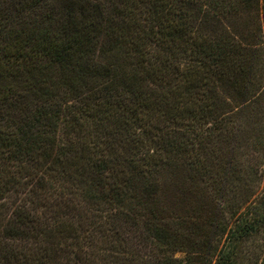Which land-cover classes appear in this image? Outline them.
<instances>
[{
    "label": "trees",
    "instance_id": "trees-1",
    "mask_svg": "<svg viewBox=\"0 0 264 264\" xmlns=\"http://www.w3.org/2000/svg\"><path fill=\"white\" fill-rule=\"evenodd\" d=\"M239 7L0 0V264H264V148L216 154L264 86Z\"/></svg>",
    "mask_w": 264,
    "mask_h": 264
},
{
    "label": "rangeland",
    "instance_id": "rangeland-1",
    "mask_svg": "<svg viewBox=\"0 0 264 264\" xmlns=\"http://www.w3.org/2000/svg\"><path fill=\"white\" fill-rule=\"evenodd\" d=\"M261 5L262 0H260V8ZM233 12V15H231V18L229 19V25H231L233 29L235 28L236 30H238V32L241 33L242 36L246 39L257 40V24H260L261 29L264 30V21L261 16L262 10H259L258 17L256 13L246 14V12L243 11L240 7L236 8V10ZM263 58L264 56L259 57V73L264 71ZM258 94L259 104L255 106L256 108L253 105V107L249 109L247 114L243 115V122L241 123L242 126L240 127V131L235 133L236 135L233 136L232 139L226 140L221 144V151H218L217 153L215 152L217 156L221 157V160L228 163V167L233 165L240 167V169H243L247 166L253 168L255 163H258L259 160L261 162V158L258 159V161L256 160V158L258 157L257 154H261L264 148V86L260 89ZM162 181L165 184L162 187L164 190L163 192H165V197H168L169 200V198L172 197V194L173 197L176 195L175 189L181 186V182H169L167 177L163 178ZM227 182H229L228 179ZM257 183L258 182H256L255 184ZM244 186L245 190H242L244 193L252 189L251 182H249V180L245 182ZM193 187L195 186L193 185ZM255 187L256 186H253V188ZM257 188L260 190V182L257 185ZM73 191H75V189H71V192ZM147 251L148 250L146 249H138L137 252L139 256L137 259H135V261H132L131 264H139L140 261H147L149 254V252ZM182 255L183 254H179L177 255V257H181Z\"/></svg>",
    "mask_w": 264,
    "mask_h": 264
}]
</instances>
